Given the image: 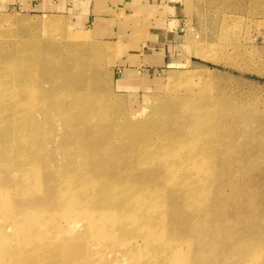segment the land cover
<instances>
[{
	"label": "bare ground",
	"instance_id": "bare-ground-1",
	"mask_svg": "<svg viewBox=\"0 0 264 264\" xmlns=\"http://www.w3.org/2000/svg\"><path fill=\"white\" fill-rule=\"evenodd\" d=\"M16 17L0 22L26 40L36 39L30 28L61 22ZM13 36L0 31V264H264V228H252L264 204L242 199L257 177L224 197L237 170L223 149L227 139L246 158L263 147V114L194 107L189 97L179 107L153 100L151 118L122 122L99 92L100 48L87 34L69 37L75 60L70 45L66 53L42 37L17 50L23 42H3ZM216 146L228 162L214 169Z\"/></svg>",
	"mask_w": 264,
	"mask_h": 264
},
{
	"label": "rangeland",
	"instance_id": "rangeland-1",
	"mask_svg": "<svg viewBox=\"0 0 264 264\" xmlns=\"http://www.w3.org/2000/svg\"><path fill=\"white\" fill-rule=\"evenodd\" d=\"M181 2L183 3L186 32L189 37L188 45L183 49L184 54L180 57H174V59H177L175 63H167L158 67L157 70H150L148 66L144 67L146 71L142 73V79H139V81H143L138 82L139 88H136V90L124 89L119 84L124 66L127 63H132L130 60L136 57V60H142L139 55H124L133 52L134 47H137L138 44H135L132 40L125 43L106 42L98 39L90 30L75 28L64 17L13 11L6 8L2 0H0L1 18H15L17 16L16 18H36L48 21L53 19L61 22L47 29L41 26L30 28L29 33L36 39L29 38L26 40L23 36L18 38L16 30L3 22H0V31L15 32L16 36H13V38L8 37L6 41L3 39V42L10 46L23 42L17 46V50H22L24 43L41 42L42 37H44L43 40L46 44L57 46L61 43L59 46L66 47V53H68L69 45L70 49L74 46L69 42L71 35L75 33L87 34L90 37V42L100 48V51L92 50V56L98 60V65L94 70L95 72L98 71V77L102 75L100 81H98V86L99 90L103 89V91H98L110 96L114 115L115 117L118 116L122 122L133 120L136 122L134 124H141L146 119L151 118L156 111H149L147 108L153 100H158L160 107H179L180 98H186L187 102L189 97H192V99H189L192 103L191 106L194 107L207 104L214 108H221L225 112L235 113V111H238V114H248L252 110H257V112L264 115L263 0H261L262 4L259 5L258 2L255 4L259 9L256 12L255 10L252 12L246 11L250 0H181ZM219 17H222V20ZM7 40L10 42H7ZM84 49L85 46H83L82 51ZM88 51L89 49H86L84 52L88 53ZM76 54V49H71L69 58L75 60ZM169 74H185L188 75V78L174 84L168 80ZM199 130H202V128H199ZM225 133H228V130ZM228 141L227 139L224 140L223 149L229 153L230 163L237 171L234 173L230 185L225 188L224 197L233 199V196L239 190L247 186L250 177H257L254 187L248 192H244L242 199H245L247 203L254 200L258 204H264V146H258L244 158L238 153L233 154L227 148ZM240 143H242V139L238 140V145ZM224 151L219 146L209 148L207 154L214 169L217 164L228 162ZM221 173L225 175V169ZM219 180L222 185L227 184V178H217L216 181ZM237 207L236 203L227 205L225 212L235 213ZM239 218L241 220L240 216ZM255 221L260 225L252 228L256 230L260 227L264 228L262 226L264 207L258 213ZM240 226L238 225V228ZM23 264H28V262Z\"/></svg>",
	"mask_w": 264,
	"mask_h": 264
},
{
	"label": "crops",
	"instance_id": "crops-1",
	"mask_svg": "<svg viewBox=\"0 0 264 264\" xmlns=\"http://www.w3.org/2000/svg\"><path fill=\"white\" fill-rule=\"evenodd\" d=\"M4 6L22 13L64 17L78 29L90 30L106 42L138 44L126 55L131 59L122 70L120 87L139 88L142 73L175 63L184 54L188 34L181 0H2ZM129 40V41H128ZM178 64V63H176ZM180 64V63H179ZM139 75H141L139 77ZM138 86V87H137Z\"/></svg>",
	"mask_w": 264,
	"mask_h": 264
}]
</instances>
